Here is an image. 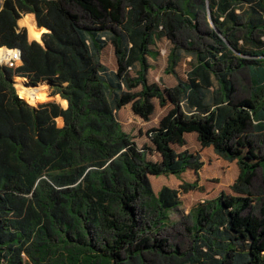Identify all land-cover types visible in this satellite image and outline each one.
Segmentation results:
<instances>
[{
    "label": "trees",
    "instance_id": "16d2710c",
    "mask_svg": "<svg viewBox=\"0 0 264 264\" xmlns=\"http://www.w3.org/2000/svg\"><path fill=\"white\" fill-rule=\"evenodd\" d=\"M182 1H4L0 46L18 48L21 61L0 65V264H264V203L252 192L258 168L264 189V0H193L207 6V30L185 22L191 0ZM173 12L184 17L191 46L178 38ZM27 14L35 24L28 36L41 43L18 25ZM160 16L172 43L165 71L176 78L164 89L147 80ZM108 43L116 69L100 61ZM182 57H189L184 78L174 71ZM15 76L47 82L65 108L29 104ZM154 99L170 108L139 147L118 112L130 104L146 121ZM190 132L238 173L232 196L221 192L190 210L180 247L162 235L179 191L154 192L149 177L197 175L199 153L173 148ZM197 188L179 184L182 192Z\"/></svg>",
    "mask_w": 264,
    "mask_h": 264
},
{
    "label": "rangeland",
    "instance_id": "374dc122",
    "mask_svg": "<svg viewBox=\"0 0 264 264\" xmlns=\"http://www.w3.org/2000/svg\"><path fill=\"white\" fill-rule=\"evenodd\" d=\"M161 1V0H153ZM179 7L182 6V0H175ZM189 16L183 17L178 12H173L168 14V18L176 25L177 27V36L182 43L185 45L191 46L193 43L189 31L182 26L181 21L193 23L197 25L201 30H207L209 27L213 28V23L207 6L203 5L201 1H189ZM124 15L128 14V8H123ZM31 14L24 15L22 20H24L23 28L26 30L28 40H37L31 39L28 36V31L34 30V19L30 20ZM20 18V19H21ZM19 19V20H20ZM187 19H190L187 21ZM18 24L21 25L19 23ZM21 20V21H22ZM32 21V25L30 21ZM166 22L167 18L160 16L158 18L154 33L156 38L153 45H150V48L155 52L154 57H148V62L150 63V68L147 72V80L150 84L157 85L161 89H164L165 86H172L176 83V78L172 73H167L165 71L168 64V53L172 48V43L166 37ZM31 25V26H30ZM45 30H40L39 39L42 33ZM239 35V34H238ZM38 41V40H37ZM100 61L109 69H116V57L113 52V47L108 43L100 53ZM189 68V57H182L177 61L174 71L181 77H185V72ZM24 78V82L21 83L18 79L19 76H15L13 81L14 85L20 83L25 86H35L28 83L27 78ZM40 83V82H38ZM38 83L36 85H38ZM42 83V81H41ZM47 87V93L45 96L33 99L31 102L27 97L22 95L26 101L31 105H36L37 100L45 101H55L59 105H66L65 100L61 99L58 95H52L50 88L45 81H43ZM38 102V103H40ZM170 108L169 105L159 106L156 99H154V110L150 115L149 119L144 121L137 115L133 114L130 109V104L124 105L119 110V121L121 123L122 129L126 132H129L133 137L138 146L141 147L147 142L146 132L157 126L159 119L168 111ZM57 126H62L63 122L60 117L55 119ZM185 145L178 146L174 145V149L177 151L187 150L188 152H199L200 158L203 161V166L200 171L195 175L193 171L186 170L182 172L178 177L174 175H160V176H150L149 180L153 191L156 192L162 185H167L169 187L175 188L179 191L180 204L175 209H172L168 212L169 221L165 228L162 230V235L165 236L170 243L178 244L180 247H184L188 243L189 228L192 226L190 221V210L196 206L198 203L207 202L214 199L219 193H223L225 196H232L233 193L229 189V185L233 182L237 175V167L235 162L225 161L214 154L211 147H201L196 140L195 135L187 134L185 137ZM261 154L264 156V141L259 142ZM146 157L149 160L156 161L158 160V155L154 151H148ZM181 181L193 182L196 181L198 188L190 190L187 192H182L179 189V184ZM252 192L254 194L253 200H256L257 197H261L264 203V189L262 187V177L261 170L258 168L256 170V175L253 179ZM256 202V201H254ZM253 204V203H252ZM256 204V203H255ZM254 210L257 211V208ZM149 234V233H147Z\"/></svg>",
    "mask_w": 264,
    "mask_h": 264
},
{
    "label": "built area",
    "instance_id": "2783aa9c",
    "mask_svg": "<svg viewBox=\"0 0 264 264\" xmlns=\"http://www.w3.org/2000/svg\"><path fill=\"white\" fill-rule=\"evenodd\" d=\"M5 0H0V9ZM20 50L16 47L0 46V65L14 68L20 63Z\"/></svg>",
    "mask_w": 264,
    "mask_h": 264
},
{
    "label": "bare ground",
    "instance_id": "6f19581e",
    "mask_svg": "<svg viewBox=\"0 0 264 264\" xmlns=\"http://www.w3.org/2000/svg\"><path fill=\"white\" fill-rule=\"evenodd\" d=\"M18 92H20L22 95L24 94L25 97H27L31 102L33 99H38L40 97H43L47 93V87L45 83H38V85L35 86H25L20 83L15 84Z\"/></svg>",
    "mask_w": 264,
    "mask_h": 264
},
{
    "label": "crops",
    "instance_id": "0c3cea01",
    "mask_svg": "<svg viewBox=\"0 0 264 264\" xmlns=\"http://www.w3.org/2000/svg\"><path fill=\"white\" fill-rule=\"evenodd\" d=\"M19 25V24H18ZM19 27H22V25H19ZM181 78V77H180ZM176 84V83H175ZM174 84V85H175ZM173 86V85H172ZM66 102V101H65ZM66 104V103H65ZM61 106V105H60ZM65 106L66 105H62L61 107L62 108H65ZM118 116H119V112H118ZM61 118V117H60ZM62 119V118H61ZM187 134H193V135H195V137H196V134L194 133V132H190V133H185L184 134V138L186 137V135ZM186 139V138H185ZM196 140H197V138H196ZM198 142V141H197ZM137 143V142H136ZM199 143V142H198ZM146 144H150V142H149V140H148V138H147V142H146ZM200 145V144H199ZM173 148H174V146H173ZM203 148H205V147H203ZM211 149H212V147H211ZM175 150V149H174ZM175 151H177V150H175ZM213 151V150H212ZM177 152H179V151H177ZM199 153V152H198ZM216 155V154H215ZM217 156V155H216ZM234 162V161H233ZM235 165H236V163H235ZM237 167V166H236ZM199 172V171H198ZM237 173H238V168H237ZM261 177H262V172H261ZM263 187V186H262ZM203 203V202H202Z\"/></svg>",
    "mask_w": 264,
    "mask_h": 264
},
{
    "label": "water",
    "instance_id": "95a60500",
    "mask_svg": "<svg viewBox=\"0 0 264 264\" xmlns=\"http://www.w3.org/2000/svg\"><path fill=\"white\" fill-rule=\"evenodd\" d=\"M217 31V30H216ZM218 32V31H217ZM219 33V32H218ZM40 43H41V40H38ZM47 83V82H46ZM47 85H48V83H47ZM48 88H49V85H48Z\"/></svg>",
    "mask_w": 264,
    "mask_h": 264
}]
</instances>
